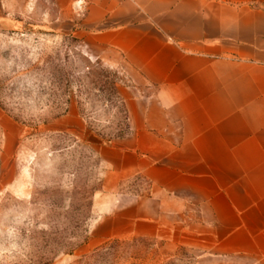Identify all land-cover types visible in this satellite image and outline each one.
Wrapping results in <instances>:
<instances>
[{
    "label": "crops",
    "instance_id": "obj_1",
    "mask_svg": "<svg viewBox=\"0 0 264 264\" xmlns=\"http://www.w3.org/2000/svg\"><path fill=\"white\" fill-rule=\"evenodd\" d=\"M80 1L81 40L144 85L128 133L101 150L113 180L93 237H175L190 264H264V0ZM133 177L147 193L118 192Z\"/></svg>",
    "mask_w": 264,
    "mask_h": 264
},
{
    "label": "rangeland",
    "instance_id": "obj_2",
    "mask_svg": "<svg viewBox=\"0 0 264 264\" xmlns=\"http://www.w3.org/2000/svg\"><path fill=\"white\" fill-rule=\"evenodd\" d=\"M82 6L0 0V264H190L175 237H93L113 180L101 150L128 133L144 85L81 40ZM146 188L133 177L118 192Z\"/></svg>",
    "mask_w": 264,
    "mask_h": 264
}]
</instances>
